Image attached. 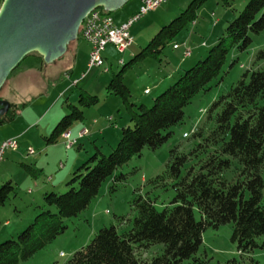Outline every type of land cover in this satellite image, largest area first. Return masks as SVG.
<instances>
[{
	"label": "rangeland",
	"instance_id": "obj_1",
	"mask_svg": "<svg viewBox=\"0 0 264 264\" xmlns=\"http://www.w3.org/2000/svg\"><path fill=\"white\" fill-rule=\"evenodd\" d=\"M138 1L130 0L111 13L113 20L117 22L128 15L138 5ZM192 1L169 0L158 10L137 21L130 29L133 44L124 54H118L113 46L107 47L103 55L107 72L93 69L81 79L87 69L89 46L80 37L69 45L60 60L44 64L41 57L31 54L12 72L0 90V99L18 107L25 106L18 111H11L12 121L0 125V142L21 134L17 150L7 151L0 165V187L10 182L15 190V194L0 207V244L16 239L41 211L50 210L55 213L54 208L43 207V194L66 193L69 190L66 185L73 172L96 149L107 156L116 147L121 130L132 127L128 107L118 97L108 95L106 86L113 74L120 72L122 66L118 62L121 59L127 64ZM247 2L229 0L231 7L228 8L220 0H207L197 11L194 26L189 25L177 35L163 50L160 62L153 58L146 59L126 71L123 83L130 92L129 103L134 105L133 111L140 105L150 108L156 96L173 85L184 71L203 60L213 46L210 44L224 34L228 23L238 16ZM250 38L251 44L245 52L230 50L219 77L211 81L206 92L192 99L184 109L183 121L170 129L169 138L161 147L156 150L143 149L140 156L133 157L116 170L80 215L64 220L66 230L62 235L20 264H65L75 252L91 242L98 230L113 226L119 234L126 233L131 229L136 216L133 204L138 198L151 200L157 211L167 207L175 198L173 180L166 174L170 152L176 150L178 155L187 156L198 143L194 137L195 132L203 128L208 134L213 128V123L207 121V112L212 104L226 95L244 75L249 77L252 72L264 71V58L258 59L260 53H264V31L258 35L250 34ZM181 43H186L191 50L190 58L183 60L182 50L172 49L173 44ZM202 43L205 46L202 47ZM146 89L149 91L147 95L144 94ZM82 92L95 97L97 103L88 108H80L79 96ZM68 105L80 109L83 115V121L75 122L70 130L72 138L83 128L88 131V135L69 151L64 149L61 140L46 147L43 139L49 137L53 127L69 113ZM28 148L34 150V156L26 155ZM195 164V158H189L182 173ZM240 171L241 166L236 160H231V167L222 174V178L232 182ZM66 175H69L66 183L59 186ZM120 176L123 180L113 183L114 177ZM158 177H163V180L158 182ZM112 186L115 187L113 192ZM194 218L200 220L196 210ZM232 232V224L217 229L207 228L202 233L201 245L195 258L205 264H225L231 260L241 264H264V236L256 239L258 248L249 254H240L237 244L230 239ZM161 254L163 246L155 244L135 250L134 256L147 264ZM183 264H192V260H186Z\"/></svg>",
	"mask_w": 264,
	"mask_h": 264
},
{
	"label": "trees",
	"instance_id": "obj_2",
	"mask_svg": "<svg viewBox=\"0 0 264 264\" xmlns=\"http://www.w3.org/2000/svg\"><path fill=\"white\" fill-rule=\"evenodd\" d=\"M206 1L189 3L177 18L163 26L138 54L123 64L120 72L113 74L106 92L128 107L132 127L121 130L116 147L107 156L96 149L73 172L66 193L43 194V207L54 208L56 212L41 211L16 239L0 244V264L26 262L62 235L66 230L64 220L80 215L116 170L140 156L143 149L156 150L167 141L170 129L181 124L184 109L192 99L206 92L211 81L219 77L230 50L245 52L252 41L250 34L264 31V0H248L203 60L184 71L173 85L156 96L150 108L140 105L133 111L130 92L123 83L126 71L146 59L160 62L163 50L195 23L197 11ZM220 1L225 7H231L229 0ZM260 58H264V53H260ZM96 103L97 99L85 92L79 96L80 108ZM24 106L10 104L9 111L0 117V125L11 122L10 112ZM68 111L49 137L43 139L46 146L60 140L64 145L62 135L70 132L75 122L83 121L80 109L68 105ZM207 121L213 123V128L208 134L203 128L195 132L198 143L187 156L178 155L176 150L170 152L166 174L173 180V201L157 211L151 200L136 199L133 204L136 216L129 231L119 234L113 226L98 230L91 242L65 264H146L134 256L135 250L155 244L163 246V254L147 264H183L186 260L205 264L195 258L202 233L207 228L217 229L226 224L233 225L230 239L237 244L238 253L249 254L259 247L256 239L264 236V71L252 72L249 77L244 75L226 95L212 104ZM191 157L196 164L182 173ZM231 160H236L241 171L234 181L227 182L222 174L230 169ZM120 180L122 176L114 177L113 183ZM162 180L163 177L157 179L158 182ZM111 191H115V187L112 186ZM13 194L11 183L3 184L0 207ZM194 210L200 215L199 221L194 218ZM225 264L241 263L231 260Z\"/></svg>",
	"mask_w": 264,
	"mask_h": 264
},
{
	"label": "water",
	"instance_id": "obj_3",
	"mask_svg": "<svg viewBox=\"0 0 264 264\" xmlns=\"http://www.w3.org/2000/svg\"><path fill=\"white\" fill-rule=\"evenodd\" d=\"M130 0H3L0 7V90L12 72L31 54L44 64L60 60L78 39L91 11L111 14ZM10 103L0 99V117Z\"/></svg>",
	"mask_w": 264,
	"mask_h": 264
},
{
	"label": "built area",
	"instance_id": "obj_4",
	"mask_svg": "<svg viewBox=\"0 0 264 264\" xmlns=\"http://www.w3.org/2000/svg\"><path fill=\"white\" fill-rule=\"evenodd\" d=\"M3 0H0V7ZM169 0H139V8L135 14L124 21L123 24L116 25L112 20L110 14L104 12L102 9H96L91 11L83 22L81 23L79 29V35L83 42L89 46L87 69L85 73L81 76L83 79L87 73L91 72L93 69H102L103 72H107L108 69L104 67V52L107 46H113L118 54H124L126 50L133 44V39L130 34L131 27L140 21L141 18L145 17L149 13L158 10L161 6L168 3ZM194 26V23L192 24ZM173 50H182V58L187 59L191 57V50L188 48L186 43L173 44ZM119 65H123V60L118 62ZM144 94H149L148 90L144 91ZM110 121V119H109ZM88 135L86 129H82L78 135L77 139H82ZM70 132L62 135V140H64V146L66 150H69L75 143L76 140L72 138ZM184 138L187 137L186 134L183 135ZM18 148V139L10 138L0 142V165L3 161V155L7 151H16ZM34 150L28 148L27 154L29 156H34ZM62 257L63 254H60Z\"/></svg>",
	"mask_w": 264,
	"mask_h": 264
},
{
	"label": "crops",
	"instance_id": "obj_5",
	"mask_svg": "<svg viewBox=\"0 0 264 264\" xmlns=\"http://www.w3.org/2000/svg\"><path fill=\"white\" fill-rule=\"evenodd\" d=\"M138 5H139V1H138ZM136 6L135 8H134V10L133 11H130L129 13H128V15H126V16H124V17H122L121 19H119L117 22H115V20H113V18H112V20L114 21V23L116 24V25H120V24H123L124 23V21H126L129 17H131L134 13H136V11L138 10V8H139V6ZM216 43V40H214L210 45H214ZM201 46L203 47V46H205L204 45V43H202L201 44ZM108 47V46H107ZM107 47H106V49H105V52H106V50H107ZM105 52H104V54H105ZM103 54V55H104ZM106 58H105V56H104V60H105ZM184 60V59H183ZM182 60V61H183ZM105 62H106V60H105ZM147 90V89H146ZM145 91V90H144ZM4 99V98H3ZM10 103V102H9ZM11 104V103H10ZM15 105V104H14ZM16 106H18V105H16ZM84 129V128H83ZM82 129H80V130H78V132H76L77 134H76V137H74V140H76L77 139V135H78V133L81 131ZM20 135L21 134H18V135H16V136H12L13 138H17L18 140H20ZM72 135V134H71ZM11 137V138H12ZM83 139V138H82ZM80 139H77L76 140V143L75 144H77L78 143V141H79ZM46 146V145H45ZM46 147H48V146H46ZM63 147H64V149H65V146L63 145ZM73 147V146H72ZM72 147L69 149V150H71L72 149ZM66 150V149H65ZM69 150H66V151H69ZM59 167H62V165H60ZM70 175V174H69ZM69 175H66V176H64V178H63V182L61 181V182H59V186H61L63 183H66V179H68V176ZM52 188H54V186L52 187ZM62 254V253H61Z\"/></svg>",
	"mask_w": 264,
	"mask_h": 264
}]
</instances>
